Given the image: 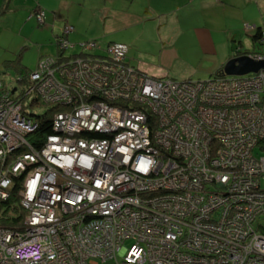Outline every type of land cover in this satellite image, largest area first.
I'll return each mask as SVG.
<instances>
[{"label":"built area","instance_id":"built-area-1","mask_svg":"<svg viewBox=\"0 0 264 264\" xmlns=\"http://www.w3.org/2000/svg\"><path fill=\"white\" fill-rule=\"evenodd\" d=\"M127 52L44 57L26 87L0 81V202L19 180L26 213L0 225V264H264V68L179 82L128 66ZM31 95L59 108L37 147ZM48 176L65 198L44 209ZM71 192L88 195L74 205Z\"/></svg>","mask_w":264,"mask_h":264},{"label":"crops","instance_id":"crops-1","mask_svg":"<svg viewBox=\"0 0 264 264\" xmlns=\"http://www.w3.org/2000/svg\"><path fill=\"white\" fill-rule=\"evenodd\" d=\"M260 2L264 0H82L81 4L74 0H0V71L20 59L17 53L31 46V36L44 39L40 58L50 51L47 43L50 36L55 39L54 29L61 28L62 33L69 25L73 31L66 35L68 40L80 31L95 30L101 46L122 43L116 35L126 33L129 42L122 43L129 49L125 63L150 77L179 82L210 77L242 55L244 45L261 28L257 23L262 14ZM39 10L44 13L43 25L32 16ZM90 18L93 24L83 30Z\"/></svg>","mask_w":264,"mask_h":264},{"label":"trees","instance_id":"trees-1","mask_svg":"<svg viewBox=\"0 0 264 264\" xmlns=\"http://www.w3.org/2000/svg\"><path fill=\"white\" fill-rule=\"evenodd\" d=\"M34 13H36V12H34ZM66 28L71 29V31L68 33H71L73 31L72 26H69V25L65 26L63 28L62 33H60L59 35H55V39H54V43H55L56 47H57V39L65 40L68 44V46L65 48L64 51L61 49L59 50L57 48L58 51H57L55 56H57L56 59H59V60L71 61V60L77 59V57H79L80 55H82V56L85 55L87 57H100V58L103 57V59H104L106 57V52H107L108 47L115 45V44H118L115 42H110L105 46H101L99 44V41H97V40H89V41L80 42L78 44H71L69 42V40L66 38V35L68 33H66V34L64 33ZM261 29L262 28H257L256 33L251 37V40H252L251 44H252L253 49L255 48V46L257 44H261L260 42L262 40V35L264 34V30L262 31ZM90 43L97 45L95 50L90 51V50L86 49V46H88ZM120 45H124V44H120ZM124 46H126V45H124ZM77 48H79V53H77V54H75V53H72L69 55L64 54V53H66L67 50H75ZM128 51H129V49H128ZM249 54L256 55V56H264V53H249ZM44 57H53V56H41L40 58L42 59ZM18 59H19V56L13 62L10 63V67L13 70H15L14 71L15 78H13L14 79L13 83L15 84V83H17V81H18V83H22V82L27 83L29 76L32 73V71L28 70L27 68H23L21 66V64L18 63V61H19ZM39 59H38V61H39ZM36 65H37V63H36ZM128 66H130V65H128ZM11 68H6V69H11ZM215 77H224L223 67L220 68L219 70H217L213 75L210 76V78H215ZM17 86L18 85L16 84L13 88H15ZM32 102L41 103L39 99H34V101L32 99V101L30 102L29 97H28L26 99L25 103L23 102L24 104H23L22 112L24 115H27L28 117L36 120L38 123V129H37L35 135L34 136L30 135L28 137V140L32 143V145L37 147L40 145V142L43 140V138L46 137V135L52 133L51 129H50V120H51L54 112H57L59 110V108L48 107L47 109L43 110L42 112L34 114L31 112V110H29ZM41 104H43V103H41ZM14 181H15V183L11 188L9 198L6 201L0 202V225L5 226V227H10V228H12V227L15 228V227L21 226V223H22V220L24 217V211L19 204V197H18V188H19L18 181L19 180H14ZM110 261H113V260H110ZM98 262H101V261H98ZM102 263H104V262H102Z\"/></svg>","mask_w":264,"mask_h":264},{"label":"rangeland","instance_id":"rangeland-1","mask_svg":"<svg viewBox=\"0 0 264 264\" xmlns=\"http://www.w3.org/2000/svg\"><path fill=\"white\" fill-rule=\"evenodd\" d=\"M74 2H76L77 4H81L82 0H74ZM259 4H260L259 5L260 11L262 12V14H260V15L258 14L257 23H259L260 24L259 26L264 30V3L260 2ZM79 7H80V5H77V6H75V9H79ZM234 10H236V9H234ZM142 11H144V10H142ZM87 17H91V16H87ZM34 18H35V21H36V17H34ZM91 18H93V17H91ZM91 18L88 20L86 27H83V30H85V28L88 30V27H90L93 24L94 21H96L99 24V20L98 19L95 20L93 18L94 21H91ZM35 21H34V23L36 25L37 21L36 22ZM60 29L58 27H56L54 29L55 32L53 34L54 35L55 34L59 35L60 32H61ZM96 34H97V32L95 30L88 31V32H86V30L85 31H80L78 33H75L71 37H69V42L71 44H78L80 42L89 41V40H97V41L102 42L101 39H100L101 37L100 38L97 37ZM224 35L225 34H223V36ZM116 37H118L120 39V41L122 43H124V44H126L125 42H129V37L127 36L126 33H122V34L116 35ZM52 38L53 37L50 36V43H47L51 47L50 51L47 52V53L46 52L43 53V56H53V58L56 59L57 56H55V55H56L58 49L60 50V48L58 46L56 47V45L54 43V40ZM43 40L44 39L42 37H40V36H36V35L31 36L30 37L31 46L27 45V47H25L26 49H23L22 52L20 50L17 53L18 55H19V53H21L19 61H21L23 63H26V65L28 66L27 67L28 70H30L32 72L35 70L36 63H37V61L39 59V52L41 51V50H39L40 45H44L45 44V43H43ZM217 41H218V39H217ZM117 43L118 44H122V43H119V42H117ZM260 43L261 44H257L255 46V48L253 49L252 44H251V40L249 39L248 43H246V45H244V47H243L244 53H264V38H262ZM224 48H225V46L221 47L220 50L224 51ZM72 53H75V54L79 53V48H77L75 50H67L66 53H64V54L65 55H69V54H72ZM16 55H12L14 59L16 58ZM29 63H30V65H29ZM11 69H6L5 68V69L0 71V73H1L0 74V81H4L5 83L12 85V87H13V86H15L14 83H13V80H14L13 78H15V73H14L15 70H13V69L11 70ZM209 79H210V77H206V78L197 79V80L193 79V81H207ZM184 80L186 81V79H182V81H184ZM17 85H18V87L22 88V87H26L27 83L22 82V83H18ZM22 96H23V93H20V94L14 96V99L17 100V99L21 98ZM33 98H34V96L31 95L29 97V101L31 102ZM47 108H48L47 105H44V104H41V103L32 102L31 107L29 108V110H31V112L35 114V113H40V112H42L43 110H45ZM30 119L34 120L32 118H30ZM34 121H36V120H34ZM36 123H37V121H36ZM37 129L38 128H36L35 131L31 132L32 134H29L28 137L30 135L34 136L36 131H37ZM28 142H29V144L32 145V143L29 140H28ZM33 147H35V146L33 145ZM28 150L30 151V149H28ZM262 155L264 156V153L260 154V156H262ZM160 207L162 208V206H160ZM253 213L255 215L256 212H253ZM25 217H26V213L24 211L23 220L25 219ZM245 217H246V215L244 216V218ZM23 220H22V222H23ZM21 225H22V223H21ZM118 259L120 260V258H118ZM94 264H115V262L114 261H106V262L102 263V262L94 261Z\"/></svg>","mask_w":264,"mask_h":264},{"label":"bare ground","instance_id":"bare-ground-1","mask_svg":"<svg viewBox=\"0 0 264 264\" xmlns=\"http://www.w3.org/2000/svg\"><path fill=\"white\" fill-rule=\"evenodd\" d=\"M35 15H36V13H33L32 16L36 17ZM228 99H236V98L235 97H229ZM55 107L58 108V106H55ZM62 110H65V108H62ZM83 166H86V165H84V163H83ZM74 177H76V176H74ZM42 181H43V183L39 182L41 188H40V191H39L40 195H39L38 198H39V202L44 204V207H45L44 209H46L47 207L52 208L55 205L59 204L60 203V199H62V201H64L65 197H64V195H63V193H62V191L60 189V185L57 183L56 180H54L53 177H50V176L45 177V178L42 179ZM116 184H118V183H116ZM116 186L117 185L114 184V187H113L114 190L116 189ZM101 188H103V189L105 188V182L104 181L101 182ZM108 193H109V191L106 194H108ZM87 195L88 194L86 192L82 196L81 201L78 202L79 195H76L75 193L71 192V193L66 195V199L71 201L72 204H74V205H79L82 202H85V199H86ZM98 197H100V200H105L107 195L95 194L93 196L92 201L93 202L98 201V199H99ZM115 210H116V208H115ZM115 210H114V212H115Z\"/></svg>","mask_w":264,"mask_h":264},{"label":"water","instance_id":"water-1","mask_svg":"<svg viewBox=\"0 0 264 264\" xmlns=\"http://www.w3.org/2000/svg\"><path fill=\"white\" fill-rule=\"evenodd\" d=\"M252 54L243 53L227 61L223 67V74L227 77H243L256 74L264 68V60H255Z\"/></svg>","mask_w":264,"mask_h":264}]
</instances>
